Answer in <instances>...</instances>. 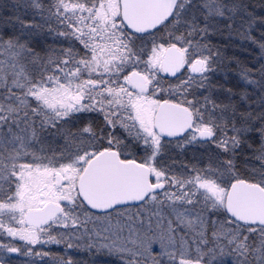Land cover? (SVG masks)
<instances>
[{"label":"snow or ice","instance_id":"obj_1","mask_svg":"<svg viewBox=\"0 0 264 264\" xmlns=\"http://www.w3.org/2000/svg\"><path fill=\"white\" fill-rule=\"evenodd\" d=\"M0 264H264V0H0Z\"/></svg>","mask_w":264,"mask_h":264}]
</instances>
